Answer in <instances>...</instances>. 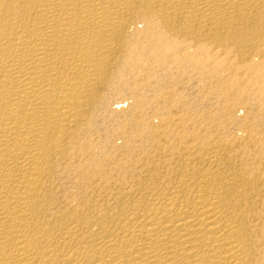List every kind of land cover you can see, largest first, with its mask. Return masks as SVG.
Segmentation results:
<instances>
[{"label": "bare ground", "instance_id": "1", "mask_svg": "<svg viewBox=\"0 0 264 264\" xmlns=\"http://www.w3.org/2000/svg\"><path fill=\"white\" fill-rule=\"evenodd\" d=\"M263 34L264 0H0V264H264L255 151L183 145L140 110L118 153L81 140L133 56L230 49L263 105Z\"/></svg>", "mask_w": 264, "mask_h": 264}, {"label": "rangeland", "instance_id": "2", "mask_svg": "<svg viewBox=\"0 0 264 264\" xmlns=\"http://www.w3.org/2000/svg\"><path fill=\"white\" fill-rule=\"evenodd\" d=\"M254 44L263 51L264 34ZM250 47L247 46L246 55L252 54ZM189 53L203 56L202 63L207 62L177 65L159 62L152 55L142 60L133 56L132 61L120 59L116 62L110 86L103 93L105 98L91 113L88 132L85 130L81 138L83 143H89V150L98 156L96 159L123 149L128 127H132L133 116L140 110L148 126L157 125L163 119L173 120L183 145L200 149L207 142L215 144L220 140L228 146L231 143L234 152L241 153L243 149L247 155L255 151L252 158L249 156L255 162L254 170L264 169V104L260 105V96L254 94L255 86L247 78L252 70L238 65L235 52L230 49ZM240 76L246 77L239 81ZM241 83L248 89L244 99L236 95ZM225 85L228 93L223 91ZM192 131H199L204 137L193 138ZM249 142L256 145L255 150L245 148Z\"/></svg>", "mask_w": 264, "mask_h": 264}]
</instances>
